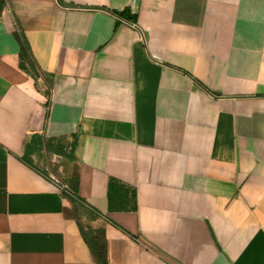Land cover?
Returning <instances> with one entry per match:
<instances>
[{
	"label": "crops",
	"instance_id": "obj_1",
	"mask_svg": "<svg viewBox=\"0 0 264 264\" xmlns=\"http://www.w3.org/2000/svg\"><path fill=\"white\" fill-rule=\"evenodd\" d=\"M0 264H264V0H0Z\"/></svg>",
	"mask_w": 264,
	"mask_h": 264
},
{
	"label": "trees",
	"instance_id": "obj_2",
	"mask_svg": "<svg viewBox=\"0 0 264 264\" xmlns=\"http://www.w3.org/2000/svg\"><path fill=\"white\" fill-rule=\"evenodd\" d=\"M16 39H17L19 46H20L21 58H24L27 60L28 55H27L26 48H25L23 42L19 39L18 35H16ZM69 189L71 190V192H73V190L70 187H69ZM121 190H122V186L120 184H117L113 181H110L108 183L107 197H108L109 209H111V210H125V209H127L128 194L124 193ZM74 195H75V193H74ZM63 198L69 200L70 203L74 206V208L79 207L82 209L84 208L86 210V206H85L84 202H82L76 196H75V198H67L65 196ZM129 200H130V202L133 203V201H134V192L133 191H130V193H129ZM88 211H90V210H88ZM98 258H99V261H101V259H100L101 254H99Z\"/></svg>",
	"mask_w": 264,
	"mask_h": 264
},
{
	"label": "built area",
	"instance_id": "obj_3",
	"mask_svg": "<svg viewBox=\"0 0 264 264\" xmlns=\"http://www.w3.org/2000/svg\"><path fill=\"white\" fill-rule=\"evenodd\" d=\"M49 180L56 187V189L58 190L59 194H61V196L63 197L65 196L67 198H75L74 193L71 192V190L69 189L68 185L65 182L59 180L58 178L52 175H49Z\"/></svg>",
	"mask_w": 264,
	"mask_h": 264
},
{
	"label": "rangeland",
	"instance_id": "obj_4",
	"mask_svg": "<svg viewBox=\"0 0 264 264\" xmlns=\"http://www.w3.org/2000/svg\"><path fill=\"white\" fill-rule=\"evenodd\" d=\"M60 180V179H59ZM77 208H79V207H77ZM82 209V208H81ZM84 209V208H83Z\"/></svg>",
	"mask_w": 264,
	"mask_h": 264
}]
</instances>
